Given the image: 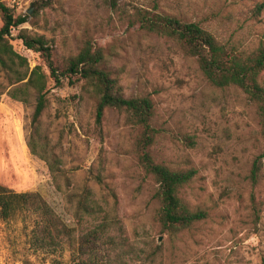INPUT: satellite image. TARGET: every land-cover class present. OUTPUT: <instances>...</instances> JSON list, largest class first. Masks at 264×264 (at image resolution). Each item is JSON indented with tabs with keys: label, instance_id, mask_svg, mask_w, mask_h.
<instances>
[{
	"label": "rangeland",
	"instance_id": "rangeland-1",
	"mask_svg": "<svg viewBox=\"0 0 264 264\" xmlns=\"http://www.w3.org/2000/svg\"><path fill=\"white\" fill-rule=\"evenodd\" d=\"M0 2L15 16L27 15L22 28L45 37L57 59L78 54L90 42L103 50L105 67L126 97H151L159 130L153 156L172 169L196 170L180 195L192 209L209 213L189 229L163 230L157 183L138 163L125 112L108 108L98 125L92 88L63 78L61 84L49 82L46 108L34 125L35 95L27 103L10 98L0 70V184L39 193L74 231L53 254L34 245L42 231L39 215L17 212L4 220L0 214V264H119L115 241L133 251L128 264H261L264 138L257 107L237 87L213 86L196 57L177 40L142 29L139 15L154 11L199 23L228 49L248 53L264 43V0ZM17 37L15 29L12 44L30 70L41 65L40 55ZM34 140L39 154L62 161L60 189L46 162L31 153L28 143ZM86 192L102 214L80 221ZM103 220L111 239L86 242L88 230Z\"/></svg>",
	"mask_w": 264,
	"mask_h": 264
},
{
	"label": "trees",
	"instance_id": "trees-1",
	"mask_svg": "<svg viewBox=\"0 0 264 264\" xmlns=\"http://www.w3.org/2000/svg\"><path fill=\"white\" fill-rule=\"evenodd\" d=\"M259 7L261 8L262 5ZM0 17L3 24L0 29V70L6 72L7 95L23 103L29 102L31 94L35 95L36 106L32 120L34 125L39 123L46 108L47 89L51 80L56 84H61L63 78H67L71 84L84 80L97 98L98 125L102 124L108 108L128 115L134 130V147L138 163L157 183L154 197L160 203L158 218L163 230L177 233L208 218L209 213L206 210L192 209L180 195L182 188L196 176V170L172 169L157 162L153 156V147L159 134V130L153 124L155 116L153 100L150 96L126 97L118 80L106 69L105 56L101 48L86 42L78 54L59 60L55 56L53 46L49 45L45 37L31 35L22 28L28 21L27 15L15 16L7 4L0 2ZM139 22L141 28L147 32L177 40L188 55L198 59L202 72L213 86L218 88L233 86L241 89L249 101L257 107L264 138V84L262 83L264 43L248 53H243L228 49L199 23L185 22L174 16L154 11L140 13ZM12 29L18 30L17 38L22 40L29 50L40 55L41 65L30 70L28 60L14 49L11 39ZM44 67L48 71H45ZM28 146L33 155L46 162L57 188L60 189L58 180L59 175L62 174V161L56 156L48 158L39 154L35 140L29 141ZM80 207L82 210V213L78 214L80 221H84L85 216L96 219L97 215L102 214L101 205L88 192L84 193ZM17 212H31L41 217L42 231L33 241L40 249L55 254L72 237L73 229L67 227L39 193H19L0 184L1 217L9 220ZM107 223L103 220L93 225L85 235L86 242L102 244L110 240ZM108 244L114 245L113 252L118 263L128 264V259L134 253L127 249L125 242L115 241ZM261 264H264V260Z\"/></svg>",
	"mask_w": 264,
	"mask_h": 264
},
{
	"label": "crops",
	"instance_id": "crops-1",
	"mask_svg": "<svg viewBox=\"0 0 264 264\" xmlns=\"http://www.w3.org/2000/svg\"><path fill=\"white\" fill-rule=\"evenodd\" d=\"M20 148H21L22 155H24V156L28 155L29 150H28V147L26 146V144H21Z\"/></svg>",
	"mask_w": 264,
	"mask_h": 264
},
{
	"label": "water",
	"instance_id": "water-1",
	"mask_svg": "<svg viewBox=\"0 0 264 264\" xmlns=\"http://www.w3.org/2000/svg\"><path fill=\"white\" fill-rule=\"evenodd\" d=\"M34 10H35V4H33V5L31 6V8L28 10V14H29V15H32L33 12H34Z\"/></svg>",
	"mask_w": 264,
	"mask_h": 264
},
{
	"label": "built area",
	"instance_id": "built-area-1",
	"mask_svg": "<svg viewBox=\"0 0 264 264\" xmlns=\"http://www.w3.org/2000/svg\"><path fill=\"white\" fill-rule=\"evenodd\" d=\"M13 30H15V29H12V34H11V36H13Z\"/></svg>",
	"mask_w": 264,
	"mask_h": 264
}]
</instances>
